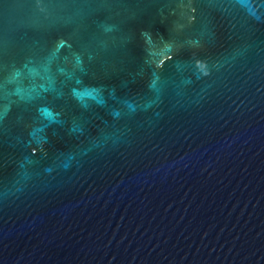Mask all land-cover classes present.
<instances>
[{
	"label": "water",
	"instance_id": "95a60500",
	"mask_svg": "<svg viewBox=\"0 0 264 264\" xmlns=\"http://www.w3.org/2000/svg\"><path fill=\"white\" fill-rule=\"evenodd\" d=\"M0 264H264V0H0Z\"/></svg>",
	"mask_w": 264,
	"mask_h": 264
}]
</instances>
